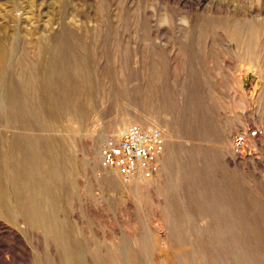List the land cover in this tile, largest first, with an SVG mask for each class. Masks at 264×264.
I'll return each mask as SVG.
<instances>
[{"label":"rangeland","instance_id":"374dc122","mask_svg":"<svg viewBox=\"0 0 264 264\" xmlns=\"http://www.w3.org/2000/svg\"><path fill=\"white\" fill-rule=\"evenodd\" d=\"M1 36L0 264H107L128 245L138 264L195 250L222 264L203 212L221 205L264 264V0H0ZM135 111L177 136L172 179L161 158L139 192L85 154ZM25 195L58 235L26 221Z\"/></svg>","mask_w":264,"mask_h":264},{"label":"bare ground","instance_id":"6f19581e","mask_svg":"<svg viewBox=\"0 0 264 264\" xmlns=\"http://www.w3.org/2000/svg\"><path fill=\"white\" fill-rule=\"evenodd\" d=\"M4 42H6V41L5 40L3 41V38L1 36V38H0V80L2 79L1 76H2V73H4V69H5V68H3V66L6 63H8L7 61L9 60L8 58H9V55H10L8 53V47L6 48V45L4 44ZM1 98H2V100H1ZM3 98H4L3 93L0 92V110H2L3 107H4V99ZM48 120H47V124H48L47 128H50L49 125H51V123H50L51 120L50 121H48ZM44 124H46V123H44ZM127 125H130V126L131 125H139V126H142V127H157L159 129L160 128L161 129L165 128L162 131H163L164 134L166 133L165 135L167 137V147H166V150H165V152H164V154L162 155L161 158L163 159V164H164L163 169L166 171V173L172 179V174H170V165L172 167V164L175 161V153H174L173 148H172L171 145H173V143L175 141V137H177V136L173 133V131H171V129H169V126L168 125H163L162 126L159 123L158 118L153 117L152 115H147L146 113H140L139 111H135L133 113V116H129L128 114L124 115L122 117V119L117 123L114 132H119L122 129H125V127ZM110 132H112V131H110ZM107 136H108V134H104L101 137L99 136L100 138L96 142H92L91 141V142H87L85 144L86 160L90 164V166H92V168L95 169V170L97 169L96 167L98 166V160L100 159V152H99L100 140L102 138L107 137ZM33 153H35V152H33ZM188 156L190 157L191 161H194L196 163H200L201 162L200 154H194L193 155V154L190 153ZM46 169H47V171H49L48 166H47ZM102 173H100L101 174L100 177L102 176L101 177L102 179H105L106 177L110 178V176H108V175L105 176L106 174H102ZM179 173H181L180 169L177 170V178H179V176H178ZM111 174H113V176L115 177V178L113 177L114 180H113V182H111V183H114L115 186H117L118 188H122V189H124V188L133 189L134 188L138 192L141 189H145L146 187H148L150 182H151V180H152V178L157 175V174H155L154 176H152L151 178H148V179L136 178V179H133L132 181H130L129 183H122L121 182V184H120V183H118V179H116V178L119 177L118 174L114 173L113 171L111 172ZM193 174H194V172H193ZM190 175H192V174H190ZM179 180H180V178H179ZM152 182L155 184L154 181H152ZM44 186L46 187V185L45 184L43 185L42 182L37 184V188H38V190H37L38 192L37 193L39 195H41L40 193L42 192V189L45 188ZM53 187H54V184H53ZM44 190L46 192V189H44ZM49 194H51V193H49ZM49 194H47V195H49ZM2 197L3 196L0 193V216H1L2 213L5 214L6 210H7L6 205L3 203V198ZM30 197H27L25 195V197L22 199L23 200L22 204L24 205V207H26V214H27L26 221H28V222L30 221L32 223V225L33 224H37L44 231L49 232V234L51 233L50 235H52V234L54 236L58 235V231L55 230V228H54V223L55 222L52 221L53 219H51V220L47 219L46 216L42 212H40L38 210H31L30 211L29 206H31V205L35 206L36 205L35 201L32 199V197L31 198ZM38 198H40V197L38 196ZM37 199L35 198V200H37ZM37 204H38V207H40L41 204L40 203H37ZM209 210H210L209 213H206L205 209H203V212H204V214H206L209 217L210 223L211 222H216V226H214V224H212L211 226L209 225V227H206L205 230L209 233V236L211 235L212 239H214L216 241V244H217V249H216L217 253L216 254L219 255L221 263L222 264H230L229 258L233 255L232 257L234 259L233 260L234 264H255L256 262L254 263L252 261V259H250L248 257V253L246 251V248L243 247V244L241 243V242H244V239H243L244 237H242V233H241V230H240V225L233 223V220H232V217H231V209L229 207L225 206V205H221V207L218 208V209H216L215 207H209ZM178 227H179V225H178L177 219L174 218L172 220V228H171L172 235H177V236L180 235V230H179ZM180 248H182V246ZM134 249H135L134 245H133V247H130V245L123 246V249L118 253L119 260H118V258L116 259V256H117L116 252H114V254H113V252H112V254H110L108 252L109 253V258H107V260L109 262L107 264H109V263H113V264H138L137 263L136 250L134 251ZM113 251H115V250H113ZM193 252L198 253L197 256H194V257L191 256V257L195 258V263L196 264H213L214 263V262L206 261V259L204 257L206 254L200 253L199 250H195ZM193 258L189 259V256L183 253V254H181L179 260L174 259L171 264H194L193 263ZM104 260H105V257H104ZM105 263H106V261H105ZM149 264H170V263H169L168 260L162 259L160 262H151Z\"/></svg>","mask_w":264,"mask_h":264},{"label":"built area","instance_id":"2783aa9c","mask_svg":"<svg viewBox=\"0 0 264 264\" xmlns=\"http://www.w3.org/2000/svg\"><path fill=\"white\" fill-rule=\"evenodd\" d=\"M257 136V130L236 134L233 138L234 149L240 152L249 139ZM165 150L166 140L161 129L131 125L104 142L100 150L101 166L114 171L126 181L148 179L161 169V157Z\"/></svg>","mask_w":264,"mask_h":264}]
</instances>
